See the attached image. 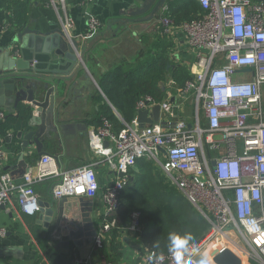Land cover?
Listing matches in <instances>:
<instances>
[{
  "label": "built area",
  "instance_id": "obj_1",
  "mask_svg": "<svg viewBox=\"0 0 264 264\" xmlns=\"http://www.w3.org/2000/svg\"><path fill=\"white\" fill-rule=\"evenodd\" d=\"M196 2L203 12L191 20L176 23L164 11L158 17L161 35L186 40L192 77L160 102L149 95L137 100L130 121L118 116L123 123L119 131H113L105 118L87 131L95 160L60 171L53 156L44 154L17 182L10 171L1 169L8 152L0 135V208L36 214L40 199L33 185L47 178H55L54 198L100 197L104 207L94 230L92 253L86 261L74 258L70 264H93L89 263L93 259L94 264H123L100 251L116 226L112 216L120 209L129 169L139 158L152 161L165 182L207 221V232L190 245L199 250L193 260L207 253L212 261L216 252L229 248L246 262L264 264V1ZM71 25L70 19L60 22L65 33ZM99 25L96 17L88 16L89 33ZM12 52L18 55L19 50L13 47ZM240 74H250V78ZM172 84L167 81L168 86ZM156 104L158 119L139 127L137 112ZM5 115L0 108V122ZM99 163H105L116 176L104 187L95 172ZM118 229L123 240L135 241L141 231L140 212H131ZM6 233L7 228L0 226V236ZM133 259L130 264H177L168 250L141 245Z\"/></svg>",
  "mask_w": 264,
  "mask_h": 264
},
{
  "label": "crops",
  "instance_id": "obj_2",
  "mask_svg": "<svg viewBox=\"0 0 264 264\" xmlns=\"http://www.w3.org/2000/svg\"><path fill=\"white\" fill-rule=\"evenodd\" d=\"M174 1L166 0L154 17L147 19L157 0L141 12L137 9H141L147 0H0V51L10 49L12 52L13 47L18 48L17 57L20 58V46H23L28 58L34 54L41 67L47 69L54 68L55 61L49 59L45 51L27 48L28 38L18 43L14 37L25 27L46 31L60 27L61 21L71 20L72 25L65 34L68 40L77 41L79 60L69 76L62 77L55 85L54 112L47 121V134L42 138L44 151L57 156L60 171L89 164L97 158L89 145L87 131L102 124L103 107H109L120 116L101 87L106 73L116 68L133 67L143 53L158 50L161 40L171 42L167 49L169 61L188 66L192 55L186 40L182 36L172 40L161 35L158 22L163 11L169 14ZM183 1L187 3L189 0ZM21 4L25 8L24 18L18 24L15 13ZM89 15L100 23L90 33L87 26ZM243 76L250 78V74ZM25 106L20 102L14 110L5 101L2 103L1 100L0 104V108L6 111L0 122L1 143L8 152L1 169L10 171L17 182L23 172L33 168L39 160L34 147L22 150L20 139L16 137L18 131L25 132L30 127L31 114ZM33 114L36 113L33 111ZM95 172L100 187L116 177L105 163L95 166ZM54 182L55 178H47L34 183V190L42 202L41 209L34 215L25 214L18 208H13L11 213L5 207L0 208V226L7 228L6 235L0 236V264H70L74 258L86 261L92 253L91 242L85 238L98 227L104 207L100 197H83L82 200L54 198L51 196ZM49 208L53 213L46 215L45 210ZM122 246L124 263L128 255L131 263L137 257L140 243L129 238L124 239ZM89 263L94 264V259Z\"/></svg>",
  "mask_w": 264,
  "mask_h": 264
},
{
  "label": "trees",
  "instance_id": "obj_3",
  "mask_svg": "<svg viewBox=\"0 0 264 264\" xmlns=\"http://www.w3.org/2000/svg\"><path fill=\"white\" fill-rule=\"evenodd\" d=\"M172 4L169 15L176 23L196 18L203 12L195 0L187 3L175 0ZM24 10L22 4L17 8L18 24L23 21ZM164 41L161 40L158 50L143 53L133 67L116 68L105 74V80L101 82L102 90L124 121L133 118L135 104L140 98L149 95L160 102L165 99L167 90L174 94L176 88L182 87L192 77L188 66L168 60L167 49L171 42ZM168 79L174 81L169 88L166 86ZM102 115L111 123L113 131L123 127L109 107H103ZM157 168L152 161L139 158L129 169L130 178L121 191L120 209L112 216L116 219V226L109 231L100 251L112 261H121L124 240L118 228L127 222L133 211L140 212L141 231L137 234L136 243L155 251H167L169 232H190L197 241L208 230L207 221L174 187L165 182ZM250 264L260 263L251 261Z\"/></svg>",
  "mask_w": 264,
  "mask_h": 264
},
{
  "label": "water",
  "instance_id": "obj_4",
  "mask_svg": "<svg viewBox=\"0 0 264 264\" xmlns=\"http://www.w3.org/2000/svg\"><path fill=\"white\" fill-rule=\"evenodd\" d=\"M154 1L147 0V2L142 4V8H138L137 11L147 10ZM165 2L166 0H157L147 19H152L160 7L162 8L165 5ZM66 37L65 32L56 26L46 31L25 27L14 37V41L18 43H22L23 39L28 38L27 48L45 51L47 57L55 61L53 64L54 68L50 69L41 67V62L34 54L31 58H28L23 46H20L22 54L20 58L13 52H9L10 49L0 51V104L1 100L2 103L5 101L14 110L17 109L20 102H24L27 105L25 110L28 109L31 114L30 127L25 132L23 130L18 131L16 137L20 139L22 150L34 147L38 157L47 154L43 149L42 138L47 134V121L54 112L55 85L62 80V77L69 76L79 60L77 41L75 39L68 40ZM25 58H28V60H25ZM33 111L36 114H33ZM158 114V104L150 109L139 110L136 116L138 126L142 127L145 124H152L158 119ZM190 126L191 124L188 123V127ZM53 128L56 130V126H53ZM104 145H107V141L104 142ZM51 155L58 161L57 156ZM70 198L82 200V197ZM39 204L41 209V200ZM52 211L49 208L45 210V214L50 215L53 213ZM93 235L94 230L92 234L86 236L85 241L88 243L92 242ZM75 242L77 243L78 241ZM212 261L215 264H242L241 259L229 248L216 252L212 256Z\"/></svg>",
  "mask_w": 264,
  "mask_h": 264
},
{
  "label": "clouds",
  "instance_id": "obj_5",
  "mask_svg": "<svg viewBox=\"0 0 264 264\" xmlns=\"http://www.w3.org/2000/svg\"><path fill=\"white\" fill-rule=\"evenodd\" d=\"M167 241V250L177 264H211L207 253H200L198 258L193 260V255L199 250L190 247L194 241L192 233L172 231L169 232Z\"/></svg>",
  "mask_w": 264,
  "mask_h": 264
},
{
  "label": "rangeland",
  "instance_id": "obj_6",
  "mask_svg": "<svg viewBox=\"0 0 264 264\" xmlns=\"http://www.w3.org/2000/svg\"><path fill=\"white\" fill-rule=\"evenodd\" d=\"M241 76L243 75V74H240ZM262 92L264 93V84L262 85ZM186 109L190 106V103L188 102V103H186ZM190 108H191V106H190ZM158 169V168H157ZM124 258H121L120 260H122L123 261V263H124V260H123ZM130 261H131V259H130V256L128 255V257H127V261H125V263L124 264H130ZM210 261V260H209ZM211 262V264H215L213 261H210ZM243 264H249V262H244V260H243Z\"/></svg>",
  "mask_w": 264,
  "mask_h": 264
},
{
  "label": "bare ground",
  "instance_id": "obj_7",
  "mask_svg": "<svg viewBox=\"0 0 264 264\" xmlns=\"http://www.w3.org/2000/svg\"><path fill=\"white\" fill-rule=\"evenodd\" d=\"M196 60H198L199 62L202 61V59L200 57L196 58ZM241 260H242V263H243V260H244V262L246 261V259L244 257H241Z\"/></svg>",
  "mask_w": 264,
  "mask_h": 264
}]
</instances>
